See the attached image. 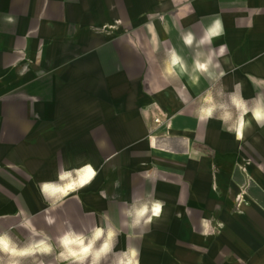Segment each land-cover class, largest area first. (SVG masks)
Returning a JSON list of instances; mask_svg holds the SVG:
<instances>
[{"label":"crops","instance_id":"1","mask_svg":"<svg viewBox=\"0 0 264 264\" xmlns=\"http://www.w3.org/2000/svg\"><path fill=\"white\" fill-rule=\"evenodd\" d=\"M217 19L226 90L253 97L264 0H0V232L31 221L55 244L151 194L161 218L117 244L140 264H264V128L198 119L210 81L164 71L174 50L191 72L182 38Z\"/></svg>","mask_w":264,"mask_h":264},{"label":"clouds","instance_id":"2","mask_svg":"<svg viewBox=\"0 0 264 264\" xmlns=\"http://www.w3.org/2000/svg\"><path fill=\"white\" fill-rule=\"evenodd\" d=\"M223 34V24L219 19L207 26L199 38L190 31L186 32L182 38L185 46L197 49L191 72L187 62L174 50L164 71L169 77L189 75L193 85L198 84L201 75L209 80L210 87L205 90L201 107L197 110L198 119H219L227 126L226 130L239 140L253 122L257 127L264 128V79L247 76L249 83L261 89L250 98L243 95L242 81L233 83L231 91L226 90L223 77L228 73L220 59L228 54L229 49L227 44L218 48L212 46L213 40ZM249 115L250 119H245ZM47 184L42 182V195L47 191ZM164 206V201L147 194L121 210L123 219L119 227L109 221L105 226L96 225L90 230L78 232L70 222H66L67 229L56 238L55 244L31 221H25L22 226L29 233L26 241L14 239L7 231L0 232V264H46L45 257H53L55 264H140L139 248L126 246L118 249V238L125 230L130 237L142 238L150 231L153 221L161 218ZM47 223L51 225L54 220L49 217Z\"/></svg>","mask_w":264,"mask_h":264},{"label":"rangeland","instance_id":"3","mask_svg":"<svg viewBox=\"0 0 264 264\" xmlns=\"http://www.w3.org/2000/svg\"><path fill=\"white\" fill-rule=\"evenodd\" d=\"M44 259L46 260V264H53V257H45Z\"/></svg>","mask_w":264,"mask_h":264},{"label":"built area","instance_id":"4","mask_svg":"<svg viewBox=\"0 0 264 264\" xmlns=\"http://www.w3.org/2000/svg\"><path fill=\"white\" fill-rule=\"evenodd\" d=\"M155 122H157V123H158V122H159V119H156V120H155Z\"/></svg>","mask_w":264,"mask_h":264},{"label":"bare ground","instance_id":"5","mask_svg":"<svg viewBox=\"0 0 264 264\" xmlns=\"http://www.w3.org/2000/svg\"><path fill=\"white\" fill-rule=\"evenodd\" d=\"M88 175V174H87Z\"/></svg>","mask_w":264,"mask_h":264}]
</instances>
